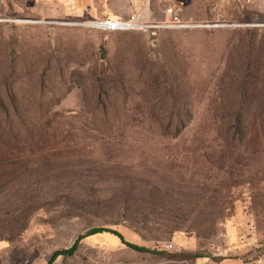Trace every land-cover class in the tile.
I'll use <instances>...</instances> for the list:
<instances>
[{"label": "rangeland", "instance_id": "1", "mask_svg": "<svg viewBox=\"0 0 264 264\" xmlns=\"http://www.w3.org/2000/svg\"><path fill=\"white\" fill-rule=\"evenodd\" d=\"M177 7L109 30L0 0V264H222L264 246V9ZM95 226L143 248L102 229L54 254Z\"/></svg>", "mask_w": 264, "mask_h": 264}, {"label": "crops", "instance_id": "2", "mask_svg": "<svg viewBox=\"0 0 264 264\" xmlns=\"http://www.w3.org/2000/svg\"><path fill=\"white\" fill-rule=\"evenodd\" d=\"M40 12H61L70 17L102 16L127 17L131 12L139 13L148 20L162 21L169 18L167 7L179 6L189 14L211 13L215 5L226 0H24ZM246 9L262 12L264 0H234ZM203 8V9H201ZM201 9V11H199ZM264 264V255L259 260H239L222 264Z\"/></svg>", "mask_w": 264, "mask_h": 264}, {"label": "built area", "instance_id": "3", "mask_svg": "<svg viewBox=\"0 0 264 264\" xmlns=\"http://www.w3.org/2000/svg\"><path fill=\"white\" fill-rule=\"evenodd\" d=\"M179 8L176 7H167L166 11L170 13L174 17V20L177 18L175 17V13ZM75 22H79L88 26L109 29V30H123V29H135V28H152L159 24L152 23L148 21L146 18L141 16L139 13L131 12L127 17H109L106 15L102 16H90L83 20H71ZM173 23V22H172ZM175 24V23H174ZM177 25H188V23H176ZM192 25V24H191ZM264 255V246L262 245L260 248L257 249L254 260L258 261L259 256ZM249 258V259H252ZM248 260V259H246ZM243 262H241L242 264Z\"/></svg>", "mask_w": 264, "mask_h": 264}, {"label": "trees", "instance_id": "4", "mask_svg": "<svg viewBox=\"0 0 264 264\" xmlns=\"http://www.w3.org/2000/svg\"><path fill=\"white\" fill-rule=\"evenodd\" d=\"M102 229H104V230H108V231H110V232H113V233H115L117 236H119L124 242H127L128 244H130V245H132V246H134V247H136V248H143V246H141V245H136V244H134V243H131L130 241H126L125 239H123L122 238V234L118 231V230H116V229H113V228H110V227H101V226H95V227H92V228H90V229H87V230H85V231H83V232H80V233H78V235L75 237V240H74V242H73V244L67 249V248H61V249H57V250H55L54 251V254H56V253H65L67 250H69L70 251V248H73L74 246H75V244H76V241L77 240H79L82 236H84V235H86V234H89V233H92V232H95V231H98V230H102ZM152 250H155V249H152ZM158 251V250H157ZM46 264H49V263H46Z\"/></svg>", "mask_w": 264, "mask_h": 264}]
</instances>
